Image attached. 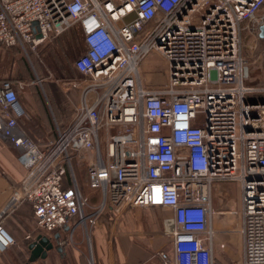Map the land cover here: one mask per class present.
Returning <instances> with one entry per match:
<instances>
[{"label": "built area", "instance_id": "built-area-1", "mask_svg": "<svg viewBox=\"0 0 264 264\" xmlns=\"http://www.w3.org/2000/svg\"><path fill=\"white\" fill-rule=\"evenodd\" d=\"M76 26L80 76L62 82L78 98L72 119L54 116V137L28 134L16 89L25 83L0 80V135L24 169L9 207L30 203L50 235L76 217L64 244L79 226L90 239L107 211L120 229L131 208L169 207L149 238L162 264H224L217 240L235 233L242 264H264V86L249 83L264 55V0H0L2 46L34 53ZM154 51L168 65L165 87L142 76ZM231 183L240 207L216 206ZM4 214L0 255L16 244Z\"/></svg>", "mask_w": 264, "mask_h": 264}, {"label": "crops", "instance_id": "crops-1", "mask_svg": "<svg viewBox=\"0 0 264 264\" xmlns=\"http://www.w3.org/2000/svg\"><path fill=\"white\" fill-rule=\"evenodd\" d=\"M75 28L80 31L78 26ZM37 51L34 53L37 54ZM25 55L21 47L0 45V80L13 81L15 88L19 82L27 86L29 64ZM48 73L50 75H46V87L56 117L61 121H68L74 116V101L78 98V91H74L72 99L62 79L53 78V73ZM78 75L80 76L77 71L75 78H78ZM16 89L26 111L21 124L29 132L28 134L37 141L54 137L52 124L54 123L55 126V119L49 118L41 100L36 101V98H39L37 93L25 92L23 91L25 88ZM18 154L19 150L6 137L0 135V214L5 212L2 223L16 240L15 245L8 247L0 255V264H162L160 257L156 254L159 247H152L149 238L152 235L161 236L167 226L168 218L172 216L171 208L157 206L131 208L125 214L120 229L111 228L112 213L107 211L91 231L90 239L79 226L73 234L72 241L64 244L62 242L69 237L72 227L76 224V217L70 220L56 237L36 226L33 207L30 203L25 202L9 207V201L24 177V169L18 163ZM219 191L222 197L220 199V195L217 198L216 206L240 207L241 192L237 183L220 186ZM237 193H240V197ZM92 199L97 203L98 195L92 196ZM28 233H31L30 238L26 237ZM40 234L50 236L54 248L45 257L40 256L31 260V250L28 246ZM225 239L228 241V246L221 244V241ZM242 246V237L239 233L222 235L217 240L216 257L224 264H235V261H238L235 256L240 254V260H242Z\"/></svg>", "mask_w": 264, "mask_h": 264}, {"label": "rangeland", "instance_id": "rangeland-1", "mask_svg": "<svg viewBox=\"0 0 264 264\" xmlns=\"http://www.w3.org/2000/svg\"><path fill=\"white\" fill-rule=\"evenodd\" d=\"M81 41L82 33L78 30V28H74L67 34L58 37L57 39H53L46 45L41 46L37 51V54H26L25 57L27 58L29 64V74L27 75L29 84L25 86L23 91L38 93L40 91V87L42 89L46 88L47 90L45 78L46 75H50L48 72L53 73V78H61L62 80L69 79L68 77L66 78L65 75H68L69 65H73L74 60L82 52V49L79 47L82 43ZM65 44L67 47L72 45L73 54L71 55V60L69 62H67L65 57L62 56L64 53L63 47ZM60 56L62 58H60ZM167 66V62L160 52H152L147 57L144 66L142 67V76L144 78L145 84L150 87H165L168 84ZM251 71L249 83L255 86H264V55L254 63ZM40 78L43 80L39 81ZM66 91L73 99L74 91L69 89ZM44 93L48 104L52 108L50 95H48L46 91H44ZM39 100V98H36L37 102H40ZM52 125V129H54L55 132L54 123ZM239 195L240 193H237L238 197H240ZM150 212L155 213L156 211L150 210ZM235 257L238 260L235 261V264H242V260H240V254Z\"/></svg>", "mask_w": 264, "mask_h": 264}, {"label": "water", "instance_id": "water-1", "mask_svg": "<svg viewBox=\"0 0 264 264\" xmlns=\"http://www.w3.org/2000/svg\"><path fill=\"white\" fill-rule=\"evenodd\" d=\"M37 24V22H34ZM264 37V26L261 27V34ZM59 234H56L58 237ZM29 249L31 250V260L36 259L37 257H45L48 252L54 248V243L51 240V237L48 235L40 234L36 237L34 241L29 244Z\"/></svg>", "mask_w": 264, "mask_h": 264}, {"label": "trees", "instance_id": "trees-1", "mask_svg": "<svg viewBox=\"0 0 264 264\" xmlns=\"http://www.w3.org/2000/svg\"><path fill=\"white\" fill-rule=\"evenodd\" d=\"M64 47H63L64 53H63L62 56L65 57V60L67 62H69L71 60V55L73 54L72 53V45H70L69 47H67L66 44H65ZM60 58H62V57L60 56ZM68 69H69L68 70V75H65L66 78L68 77L70 79H73V78L77 77V71H76V69L74 68L73 65L70 64L69 67H68ZM78 77H79V75H78ZM44 91H46L48 93V91L46 90V88L42 89L40 87V91L37 93V95H38L39 99L41 100V102L43 104V107H44L47 115L49 116L50 119L53 120L54 119V116L56 117L55 110L53 109V106L51 108V106L48 104V102H47V100L45 98Z\"/></svg>", "mask_w": 264, "mask_h": 264}]
</instances>
